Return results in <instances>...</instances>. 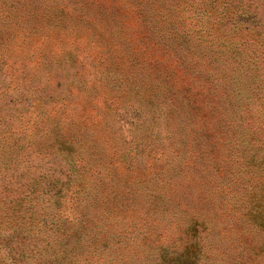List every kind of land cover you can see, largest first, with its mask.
<instances>
[{
  "label": "rangeland",
  "instance_id": "374dc122",
  "mask_svg": "<svg viewBox=\"0 0 264 264\" xmlns=\"http://www.w3.org/2000/svg\"><path fill=\"white\" fill-rule=\"evenodd\" d=\"M184 1L165 0L154 11L151 0H0V264L10 249L29 251L22 235H13L22 222L20 212L27 211V227L42 224L36 212L27 219L37 201L33 189L39 163L48 159L38 149L40 96L48 103L66 102L75 133L96 152L97 164H87L82 174L91 187L85 199L90 225L78 252L82 261L181 264L179 256L191 252L197 264H264V91L242 104L244 115H238L243 110L235 114L223 66L200 62L183 88V97L194 92L195 101L181 112L165 105V98L145 111L115 103L109 109L108 102L107 108L99 105L107 123L98 128L97 113L90 107L94 102L88 105L85 98L92 81L102 76L109 93L110 77L136 62L115 69L104 68L94 57L83 58L84 53L69 56L73 42L79 44L76 54L90 52L91 43L83 46V41L92 31L108 32L105 21L121 22L124 32L135 38L128 29L142 31L158 11L164 19L167 6L172 20L177 3L179 7ZM188 1L203 19L202 42L212 46V51L202 48L205 56L221 57L226 47L242 48L247 39L264 50V32L252 27L264 17V0ZM254 8L256 17L249 13ZM123 39L120 34V43ZM158 39L164 50L154 48L153 55L168 62L176 49L171 41ZM122 49L128 52L129 45L124 42ZM224 110L228 123L222 119ZM193 129L195 139L188 134ZM236 138L239 143L234 144ZM42 141L44 149L52 150L61 140L48 136ZM98 166L106 173L98 177L103 178L99 186ZM55 169L59 176L64 167ZM94 188L107 203L97 218L101 208L92 196ZM74 195L69 191L60 201L69 213L76 206ZM29 202L33 205L27 210ZM37 203L46 204L42 198Z\"/></svg>",
  "mask_w": 264,
  "mask_h": 264
},
{
  "label": "trees",
  "instance_id": "16d2710c",
  "mask_svg": "<svg viewBox=\"0 0 264 264\" xmlns=\"http://www.w3.org/2000/svg\"><path fill=\"white\" fill-rule=\"evenodd\" d=\"M151 2L155 11V7L157 5L161 6V3H164L165 0H151ZM189 2L185 0L178 7V0L176 7L178 10L177 16L172 20L169 18V14L167 15V6L165 8V18L168 16L169 20L166 18L164 22L165 18L163 19L162 12L158 11L152 15L153 18L149 19L142 31L137 33L133 29H128L136 35L135 38L124 32L123 28L126 27L121 22L105 21L106 25L109 26L108 32L98 29L97 34L93 35L96 31H92V34L83 41V46L86 45V42L87 44L91 43L92 50L90 52L85 54L86 49H83L78 52L79 54H76V51H79V44L75 45L74 42L71 44L72 52H70L69 56L84 53L83 58H86V55L88 58L94 57V59H98L104 65V68L113 65V68L115 67L116 69L117 67H123L125 62L128 63L132 60L136 62V65H129L128 70L121 72L120 76L113 74L110 77L112 90L109 93L106 90L108 84L106 88L101 84L102 76L98 80L96 78L95 81H92L93 84L88 91H93V93L87 91L85 98L88 105H90V100L94 102L90 107H93L92 109L97 113L95 119L98 128H102L103 124L107 123L106 113H100L101 108L99 105L101 106L108 102L109 109L112 103H115V107H134L140 111H145L147 108L150 109L152 105L156 104L158 106L161 98H165L168 101L165 105L175 112H181L186 104L195 101L194 92H190L184 97L183 92L188 87L187 78L191 76L195 66L200 64V62L205 65H211L215 61L223 66L224 74L229 75L227 79H229L228 83L232 87L230 95L233 100H231V105L235 114L243 110V113L238 115H244L246 109H244L242 104L248 103L250 100L255 101V98L258 97V92L264 91L263 46L259 48L257 46L258 43L255 42L254 44V41L247 39L244 41V47L242 48L239 47L242 46L241 44H238V48L225 46L226 50L221 52V57L215 56L214 58V55L205 56L202 48L205 47L208 50L212 46L205 44L204 40V43L202 42L199 28L201 29L203 26V19L195 16L193 12L194 6ZM161 7L163 8L164 6L162 5ZM249 13L256 17L257 8L249 9ZM260 19L257 21V26H252L257 33L264 32V17ZM102 33H105L106 37ZM120 34L124 37V41L121 43ZM158 38H165L171 41L172 47L176 49L174 56L169 55L170 59L168 62L165 61L166 64L159 57L153 55L152 52L154 48L164 50ZM124 42L129 45V54L126 51H122L124 50L122 49ZM225 55L227 56L224 57ZM45 56L47 57L48 54ZM160 64H162L161 67H159ZM152 66L153 68L151 69ZM153 72H156L155 75ZM151 80L153 84H150ZM118 84L119 88H115ZM48 86L50 87L51 85ZM71 94L72 92H69L70 97ZM168 94L170 95L169 100ZM49 101L40 96V135L38 132V140H40L39 145L41 146L38 149L43 154H46L48 159H42L39 163V177L33 189V193L35 192L34 198L37 201L42 198L46 204L36 207L38 203L35 201V209L27 217L30 220L36 212L42 224L39 229L27 227V224L23 222L27 211L24 213L20 212L19 217L23 223H19L18 228L13 231V235H16L18 231L22 235L23 246L29 251L21 253V251L16 252V250L12 251L10 249L4 256L3 264H90L88 260L82 261L78 253L80 248L84 246L82 235L88 231L90 225L86 221L90 220L85 212L88 209L85 199L91 187L89 186L90 184L84 182L82 174L85 172L87 164H97L96 152L89 148V142L84 140L81 135L75 133L76 131L72 125L74 118L69 110L66 109L68 107L66 102L64 104L63 101L59 103L51 101L48 103ZM104 106L107 108V104ZM212 112L213 110H211V119L213 117ZM223 112L222 119L228 123V116H226L228 110ZM211 119L208 120V123L212 125ZM164 128L166 133L169 134L170 129L167 125ZM188 134L189 137L195 139L197 130H190ZM48 136L57 137L61 140L56 142L52 150L43 148L45 144L42 140ZM237 140L236 138L234 144L236 142L239 143ZM263 144L262 150H264ZM87 157L91 162H88ZM56 164L64 167V170H58L59 176L56 174ZM172 170H176V166ZM96 171L98 173L95 183L98 185V183H103V178L98 177L104 176L106 173H103V170H99V166ZM55 176L57 177L56 179ZM61 176L62 178H60ZM63 189L65 190L63 191ZM69 191L76 193L74 195L76 196V201L72 203V206L75 204L76 206L70 213L66 211L61 205L62 202H60L63 201V195ZM92 196L95 197L98 206L101 208L100 211L94 214V217L97 218L102 216L107 203L104 202L105 195L100 193V189H92ZM33 202H29L30 206L27 204V210L32 207ZM178 260L182 262L181 264L198 263L197 258L191 252L179 256Z\"/></svg>",
  "mask_w": 264,
  "mask_h": 264
}]
</instances>
